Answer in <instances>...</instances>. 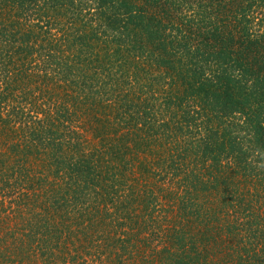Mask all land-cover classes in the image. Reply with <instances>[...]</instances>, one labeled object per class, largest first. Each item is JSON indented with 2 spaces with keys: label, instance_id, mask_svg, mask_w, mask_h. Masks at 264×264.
<instances>
[{
  "label": "trees",
  "instance_id": "obj_1",
  "mask_svg": "<svg viewBox=\"0 0 264 264\" xmlns=\"http://www.w3.org/2000/svg\"><path fill=\"white\" fill-rule=\"evenodd\" d=\"M0 264H264V0H0Z\"/></svg>",
  "mask_w": 264,
  "mask_h": 264
}]
</instances>
